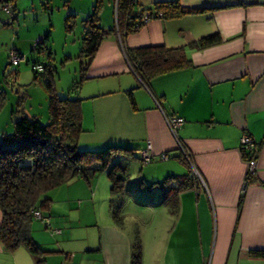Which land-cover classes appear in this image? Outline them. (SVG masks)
<instances>
[{"label": "crops", "instance_id": "crops-1", "mask_svg": "<svg viewBox=\"0 0 264 264\" xmlns=\"http://www.w3.org/2000/svg\"><path fill=\"white\" fill-rule=\"evenodd\" d=\"M156 1L173 0H137L136 10L149 9ZM176 1L198 13L152 19L122 40L113 33L102 40L85 78L118 81L85 99L82 125L86 117L92 138L80 136L78 145L91 150L112 147L120 150L115 158L122 154L137 161L143 151L150 158L167 154L175 162L162 163L157 170L165 175L161 183L169 178L167 188L189 179L176 159L187 154L197 183L178 192L176 211L169 214L174 217L170 234L149 249L155 256L146 260L139 244L140 264H264V258L248 255L264 251V0ZM212 35L219 40L193 46ZM155 46L181 49L187 65L151 78L144 87L130 73L122 47ZM168 117L183 121L175 134L167 128ZM243 135L256 144L257 155L255 179L242 193L247 169L239 144ZM137 179L140 187L121 199L153 185L164 187L156 180L148 185L144 176ZM111 199L110 194L108 205ZM142 204L161 205L153 206L148 198ZM118 227L113 222L102 226L98 247L88 250L96 260L88 264H129L134 243ZM42 251L46 264L47 251ZM0 264L33 260L22 247L8 252L0 244Z\"/></svg>", "mask_w": 264, "mask_h": 264}, {"label": "rangeland", "instance_id": "rangeland-1", "mask_svg": "<svg viewBox=\"0 0 264 264\" xmlns=\"http://www.w3.org/2000/svg\"><path fill=\"white\" fill-rule=\"evenodd\" d=\"M114 2L101 0L98 13V26L101 29L112 30L114 27ZM11 5L14 6L12 21L0 12V141L2 134L12 133V113L37 118L42 124L48 121L47 94L43 85L47 80L51 82L56 95H64L79 80L78 52L83 33L82 21L90 14L94 0H13ZM68 16L72 18L71 29L67 32L64 25ZM40 38L42 42L35 49V42ZM11 51L22 56L19 59L16 55L19 59L17 66L7 65ZM32 63L44 66L50 71V76L47 73L33 74ZM117 81V78L111 77L84 78L77 93L82 100L81 106L88 103L86 98L116 85ZM85 122L86 117L82 125V129L87 128L86 133L80 136L92 138V131ZM78 147L80 150L82 145ZM137 158L138 161L132 160L122 154L115 158L114 162L126 169L127 187L143 176L148 179L147 184L156 180L159 185L165 175L161 176L157 170L161 169L162 163L174 161L151 157L149 163H142L140 152ZM90 169L99 168L92 166ZM89 171L85 172V178L67 181L44 195L47 204L39 212L48 219L47 226L42 219H33L30 223L31 241L48 252L44 254L46 264H88L96 260L95 253L88 250L98 247L102 226L113 220L108 212L110 182L106 173ZM160 195L161 189L154 185L149 190L134 191V197L123 198L124 204L113 206L117 207V217L120 218L116 225L131 243L136 242L144 248L146 260L155 256L149 249L166 240L174 224L173 214L169 215L166 206H155ZM146 198L155 207L144 206L142 202ZM138 202L141 204L138 205Z\"/></svg>", "mask_w": 264, "mask_h": 264}, {"label": "trees", "instance_id": "trees-1", "mask_svg": "<svg viewBox=\"0 0 264 264\" xmlns=\"http://www.w3.org/2000/svg\"><path fill=\"white\" fill-rule=\"evenodd\" d=\"M114 27L104 30L98 26V13L101 0H94L90 14L82 21L83 33L80 37L78 59L79 80L69 88L64 95H56L52 84L47 80L44 90L47 94V122L42 124L37 118H27L21 114L12 113V133L2 134L0 141V244L5 251L12 252L18 247L24 248L32 257L33 264H45L43 251L31 241L30 223L33 220L32 212L46 206L47 199L44 195L51 189L69 182L77 177L85 178L87 173L94 170L106 173L110 182V194L113 199L109 202L111 219L118 224L116 208L121 205L122 194H128L140 187V181L134 182L130 187L125 186V169L115 161V154L119 149L105 146L98 149H78V141L83 133L81 101L77 97L81 81L85 78L88 67L100 43L108 34H117L122 40L124 35L137 31L142 26L144 14L152 19H172L186 14L198 13L195 10L180 7L176 0L156 1L149 9L136 10L137 0H114ZM13 0H0V12L14 19ZM8 5L11 13L1 11V7ZM71 18L65 20V30L71 29ZM8 25V24H7ZM216 35L200 39L193 44L195 47H205L217 42ZM42 38L35 42L37 49ZM16 58L22 56L11 51ZM124 61L130 73L139 84L146 87L149 80L155 76L172 71L187 65L181 49L165 50L162 47H141L129 49L122 47ZM18 57H17V56ZM9 60V56H8ZM24 60V59H23ZM9 62L7 65L17 66ZM32 73L48 74L44 66L31 64ZM130 105H133L130 91L127 92ZM245 161L253 158L250 153L241 152ZM177 161L186 167L188 180L180 179L176 188H167L166 178L160 183L161 198L159 203L174 214L177 208L176 197L179 191L193 188L197 183L196 176L189 169L188 164L181 158ZM142 162V161H141ZM92 166L99 169H90ZM174 179V178H172ZM254 174L246 172L242 183L241 192L254 181ZM134 186V187H133ZM154 186V185H153ZM125 195V194H124ZM248 255L255 258H264V251H250ZM129 264H140L139 244L131 246Z\"/></svg>", "mask_w": 264, "mask_h": 264}, {"label": "built area", "instance_id": "built-area-1", "mask_svg": "<svg viewBox=\"0 0 264 264\" xmlns=\"http://www.w3.org/2000/svg\"><path fill=\"white\" fill-rule=\"evenodd\" d=\"M1 11L5 12L6 14L11 13L8 5H4L3 7H1ZM149 21H150V15L144 14L142 17V25L148 23ZM9 60H10V63H12L14 65L16 64L17 61H19V59L16 58L11 53L9 54ZM182 123H183V121L179 118L168 117L166 119V125H167V128L171 134H175V132L181 127ZM239 144H240V151H242L244 153H250L251 155H253V158L246 161V166H247L246 172H248L250 174H254V167H255L256 155H257V146L247 135H243L241 137ZM178 147H180L179 144H178ZM148 149L149 148L147 146V151H148ZM140 155H141L140 159H141L142 163H149L151 161V158L147 155L146 151L141 152ZM167 159H169V156L167 154H163V155L159 156V160H161V161H166ZM182 159L188 165H190V161H189V158H188L186 153H183ZM191 171L194 175H196V172L194 169H191ZM32 218L44 220L45 221L44 225L47 226L48 219L42 217L39 210H34L32 212ZM56 233H59V231H56Z\"/></svg>", "mask_w": 264, "mask_h": 264}]
</instances>
